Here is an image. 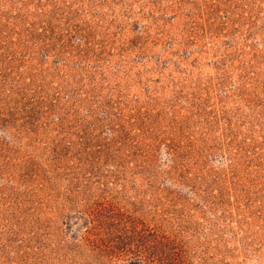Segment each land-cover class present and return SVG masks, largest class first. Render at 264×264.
Masks as SVG:
<instances>
[{
  "label": "rangeland",
  "instance_id": "rangeland-1",
  "mask_svg": "<svg viewBox=\"0 0 264 264\" xmlns=\"http://www.w3.org/2000/svg\"><path fill=\"white\" fill-rule=\"evenodd\" d=\"M0 264H264V0H0Z\"/></svg>",
  "mask_w": 264,
  "mask_h": 264
}]
</instances>
